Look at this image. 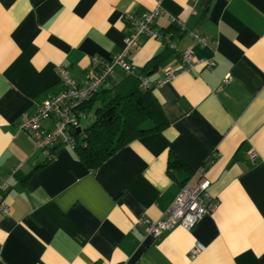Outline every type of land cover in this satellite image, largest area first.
<instances>
[{"label":"crops","instance_id":"0c3cea01","mask_svg":"<svg viewBox=\"0 0 264 264\" xmlns=\"http://www.w3.org/2000/svg\"><path fill=\"white\" fill-rule=\"evenodd\" d=\"M157 4L153 29L170 35L176 50L142 35L127 60L130 76H140L164 53L143 77L168 125L94 171L66 144L44 163L21 126L60 92L57 67L86 83L94 57L110 65L122 51L125 16ZM188 47L198 65L180 72ZM167 69L176 74L160 84ZM126 76L114 66L101 90ZM82 111L94 122V106ZM202 177L214 211L191 230L146 236L137 222L160 220L180 188ZM0 185L10 208L0 213V264H264V0H0ZM197 243L204 250L191 258Z\"/></svg>","mask_w":264,"mask_h":264},{"label":"built area","instance_id":"2783aa9c","mask_svg":"<svg viewBox=\"0 0 264 264\" xmlns=\"http://www.w3.org/2000/svg\"><path fill=\"white\" fill-rule=\"evenodd\" d=\"M197 1L192 0L193 6ZM159 14L160 8L158 4L144 15L127 14L124 21L129 28V32L124 38L122 51L113 57L110 65L94 57L92 59V67L87 74L86 83H76L67 75L64 67H57L56 72L61 86L60 92L56 96L41 102L36 107L35 112L28 116L21 126L22 130L28 134L33 147L40 152L43 160L48 162L54 160L55 149L60 144H66L70 147L74 146L75 141L71 132L79 129V120L84 115L82 106L102 88L107 76L112 73L114 66L120 67L125 75H133V68L127 59L137 48L140 36L146 35L155 38L170 50H176V45L172 43L170 35L159 33L153 29L154 20ZM170 19L172 23L178 24L183 29L180 21L175 18ZM190 37L194 44L198 46L206 45V39L203 36L197 33H190ZM179 60L181 62L180 72H187L198 65L194 61L192 50L189 47L179 53ZM213 66L214 62L212 61L205 63V67L208 69ZM164 73L165 77L160 81V84L169 82L176 74L171 69L165 70ZM140 85L143 90L152 87V84L144 77H141ZM47 119L52 120L53 126L51 130L44 131L41 128V123ZM247 157L254 161L256 154L250 151ZM198 171L204 176V167L199 168ZM209 186V181L204 177L201 178L195 187L183 185L160 220L149 221L141 219L137 224L144 226L146 236L151 238H157L162 233L171 231L176 227L191 230L204 216L215 209ZM1 191L2 187L0 185V213L3 216H9L10 208L5 202ZM203 250L204 247L197 243L189 251V256L193 258Z\"/></svg>","mask_w":264,"mask_h":264},{"label":"trees","instance_id":"16d2710c","mask_svg":"<svg viewBox=\"0 0 264 264\" xmlns=\"http://www.w3.org/2000/svg\"><path fill=\"white\" fill-rule=\"evenodd\" d=\"M165 49L170 50L166 45ZM164 56V53L156 55L140 76L127 75L116 87L100 89L85 103L87 107H95V120L82 137L76 131L71 135L75 141L73 151L87 170H96L131 141L159 133L168 125L152 94L153 88L143 90L140 85L141 77L158 68ZM177 164L169 163L168 169L174 170Z\"/></svg>","mask_w":264,"mask_h":264},{"label":"rangeland","instance_id":"374dc122","mask_svg":"<svg viewBox=\"0 0 264 264\" xmlns=\"http://www.w3.org/2000/svg\"><path fill=\"white\" fill-rule=\"evenodd\" d=\"M81 122H80V126H81V130H85L87 126L91 125L93 122V113H86L82 118H81ZM83 133L80 134V136H82Z\"/></svg>","mask_w":264,"mask_h":264},{"label":"water","instance_id":"95a60500","mask_svg":"<svg viewBox=\"0 0 264 264\" xmlns=\"http://www.w3.org/2000/svg\"><path fill=\"white\" fill-rule=\"evenodd\" d=\"M81 133V130L80 129H77L76 130V134L78 135V134H80Z\"/></svg>","mask_w":264,"mask_h":264}]
</instances>
